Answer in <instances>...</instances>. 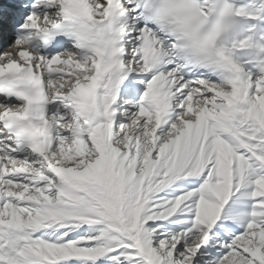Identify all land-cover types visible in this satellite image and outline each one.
<instances>
[{
  "label": "snow or ice",
  "instance_id": "snow-or-ice-1",
  "mask_svg": "<svg viewBox=\"0 0 264 264\" xmlns=\"http://www.w3.org/2000/svg\"><path fill=\"white\" fill-rule=\"evenodd\" d=\"M13 10L11 34L0 26V264H264V57L234 56L264 44L225 43L258 11Z\"/></svg>",
  "mask_w": 264,
  "mask_h": 264
}]
</instances>
